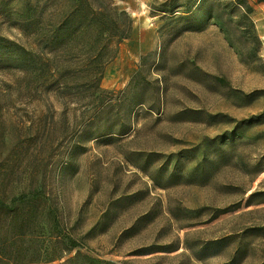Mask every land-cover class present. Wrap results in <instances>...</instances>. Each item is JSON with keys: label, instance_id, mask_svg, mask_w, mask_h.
Wrapping results in <instances>:
<instances>
[{"label": "rangeland", "instance_id": "374dc122", "mask_svg": "<svg viewBox=\"0 0 264 264\" xmlns=\"http://www.w3.org/2000/svg\"><path fill=\"white\" fill-rule=\"evenodd\" d=\"M112 1L131 30L103 68L96 121L69 104L42 157L46 202L80 245L60 262L264 264V0H175L172 14L166 0ZM22 2L0 0V35L18 42ZM8 78L0 168L43 132L45 107ZM54 128L49 115L45 139ZM44 142L3 199L26 189Z\"/></svg>", "mask_w": 264, "mask_h": 264}, {"label": "trees", "instance_id": "16d2710c", "mask_svg": "<svg viewBox=\"0 0 264 264\" xmlns=\"http://www.w3.org/2000/svg\"><path fill=\"white\" fill-rule=\"evenodd\" d=\"M63 1L67 8L44 13L37 10L39 0H23L14 21L23 40L0 35V73L10 76V83H17L28 98L45 107L41 110L42 134L16 141L11 149H17V159L0 168V264H74L60 260L66 251L80 247L62 227L55 207L46 202L42 184L47 170L42 157L54 148L56 133L65 130L69 104L92 107L89 118L96 121L97 105L105 92L100 86L103 68L114 57L119 43L128 38L131 20L112 0ZM174 2L166 0L169 5L163 12L174 13L179 7ZM5 14L9 18L12 13ZM55 104L61 109L59 117ZM49 115L55 128L45 139ZM57 141L58 147L62 140ZM43 142L26 189L3 199L12 183L20 180L27 159ZM86 260V264H116L96 257Z\"/></svg>", "mask_w": 264, "mask_h": 264}]
</instances>
